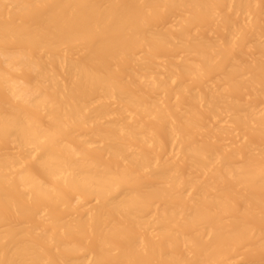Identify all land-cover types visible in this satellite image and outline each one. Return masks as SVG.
<instances>
[{"label": "bare ground", "instance_id": "obj_1", "mask_svg": "<svg viewBox=\"0 0 264 264\" xmlns=\"http://www.w3.org/2000/svg\"><path fill=\"white\" fill-rule=\"evenodd\" d=\"M0 264H264V0H0Z\"/></svg>", "mask_w": 264, "mask_h": 264}]
</instances>
